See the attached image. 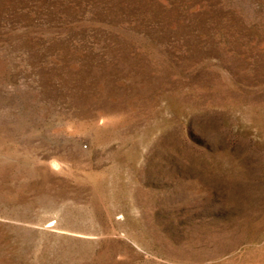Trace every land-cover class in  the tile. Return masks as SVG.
Wrapping results in <instances>:
<instances>
[{"label": "rangeland", "instance_id": "obj_1", "mask_svg": "<svg viewBox=\"0 0 264 264\" xmlns=\"http://www.w3.org/2000/svg\"><path fill=\"white\" fill-rule=\"evenodd\" d=\"M0 264H264V0H0Z\"/></svg>", "mask_w": 264, "mask_h": 264}]
</instances>
